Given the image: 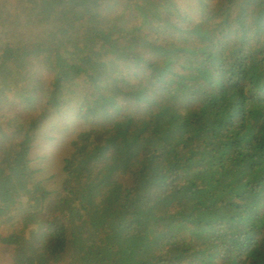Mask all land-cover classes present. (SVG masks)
Masks as SVG:
<instances>
[{
  "label": "trees",
  "instance_id": "16d2710c",
  "mask_svg": "<svg viewBox=\"0 0 264 264\" xmlns=\"http://www.w3.org/2000/svg\"><path fill=\"white\" fill-rule=\"evenodd\" d=\"M186 1L0 0L11 264H264V0ZM76 99L51 192L31 155Z\"/></svg>",
  "mask_w": 264,
  "mask_h": 264
},
{
  "label": "rangeland",
  "instance_id": "374dc122",
  "mask_svg": "<svg viewBox=\"0 0 264 264\" xmlns=\"http://www.w3.org/2000/svg\"><path fill=\"white\" fill-rule=\"evenodd\" d=\"M193 4H195L194 0H187L183 7L188 8ZM34 38L40 39V34L36 36L35 33ZM82 92H84V89H81L79 96ZM78 103L79 99H76L72 104L67 105L60 117L56 116V119L54 118L50 124L48 122L45 128H41L39 136L47 135L52 129H59V135L56 134L57 140L49 149H44V143L38 142L31 155L34 160L32 170L38 172L34 177L35 180L42 182L46 189L51 192L59 189L64 177L61 171V162L67 156L69 142L76 137L75 134L83 126L81 122H77L76 118ZM56 126L58 128H55ZM66 126L68 128L65 130ZM39 157H44V159L37 161L36 159ZM11 252V248L5 247L0 242V264H11Z\"/></svg>",
  "mask_w": 264,
  "mask_h": 264
}]
</instances>
